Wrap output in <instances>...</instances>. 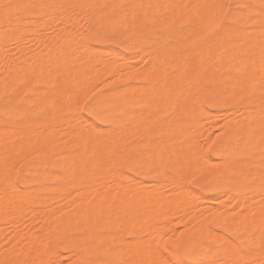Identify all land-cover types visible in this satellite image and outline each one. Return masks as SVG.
I'll return each mask as SVG.
<instances>
[{"label":"rangeland","instance_id":"1","mask_svg":"<svg viewBox=\"0 0 264 264\" xmlns=\"http://www.w3.org/2000/svg\"><path fill=\"white\" fill-rule=\"evenodd\" d=\"M59 1L60 8L57 10L59 12L56 11L57 18L55 20H50V13L47 12L46 8H34L29 11L30 15L28 16V23H24L22 27L25 30H31L30 35L28 36L24 33L16 34L18 36L15 37L14 40L8 42V46L11 48L12 52L7 56V58L3 59V61L0 59V69L3 67V64L6 61L12 60L14 63V70L17 72L19 67L24 65L27 60H30V57H32L34 54L42 56L39 60H36L34 62L36 64L43 63V61H45L44 59L46 57H49L53 53H55L60 59H68L69 63H79V60L77 59L75 53L63 54L58 51L66 43L71 42L77 32L84 33L86 37L88 36L89 41L92 40V35L94 33H97L103 43L102 46L97 48L100 52L102 51L103 53H105L106 50H108L106 53L121 51L123 55L130 56L131 47L137 40L136 37H133L135 35L134 32L136 33L138 28L132 29L129 26H126L124 29L120 28L114 24L116 22L115 19V22L111 21L110 23V31H108L109 28H107L108 30L106 28H103L98 30L99 32H97V26L108 23L109 21L106 22V20L111 16V13L113 11H115L116 13L119 12L122 3H120V0H111L109 2H106V4L103 5L105 11L103 10L101 14H99L100 12L97 13V9L94 8V4L96 3V1L94 0L93 3L92 0H86L85 2L77 4H71L73 0ZM221 2H223L221 6L232 5V7L219 6V13H217L219 15H216V17H214L215 19L217 18V20L213 18L211 21L214 22L211 24V31L209 33L210 37H212V35H217L221 38V40H223L222 43H224L225 41L229 42L234 38V36L230 34L232 30L241 31L243 35H254V33L257 31H264V0L258 1L257 13L253 12V7L256 6L254 0H222L220 1V4ZM102 4H100V8L102 7ZM156 6L159 7L158 4ZM118 7L119 10L117 12ZM191 7V4H179L176 6L175 10L182 11L184 9L188 12L190 11ZM248 9L249 11H247ZM22 10L23 9H21L20 11ZM160 11L159 15L161 14L162 17L165 18L167 16V11ZM40 14L48 15H46L47 17L45 18L38 19ZM19 21L20 19L16 24H19ZM192 23L193 22H188L187 25L185 24L183 27H181L183 24L181 25V23L179 24L177 21L170 23L168 26H146L145 23H140L139 25L142 24L141 26L143 27L138 26L139 29L147 28V31L143 36L144 42H142V47L146 48L158 44L159 51L157 50V53H155V55L158 56V54H165V52H169L171 49L170 47L173 46V40L175 39V36L173 35H175L178 28H182L185 31L184 35L186 41H182L183 46L179 50L172 51L171 55L173 57H176L179 54L180 56V53L182 52L181 56H183V58L181 57L180 61H182L181 65H183L185 51L187 50V48L193 46L199 37L198 33L190 34L191 29L193 28V25H191ZM168 32H170L171 34ZM114 34L117 35L114 36ZM156 35H159V37H163V39L161 37L159 38L158 36L156 37ZM131 36L134 38V40L133 38H131ZM240 39L238 40L239 42ZM241 41L243 44V42L245 41L244 38L243 40L241 39ZM51 43H53L54 45V51L47 50L48 46L51 45ZM24 48H28L29 51H22V49ZM145 48H141V50L133 55V59L127 64V68H123L119 71L121 75H125L128 77V84L142 85V80L136 76L135 71H138L141 68V66L143 65L142 61L146 59L145 55H147V51ZM242 52L240 56L244 59V57L246 58L247 53H245L244 49ZM217 61L218 59H215L207 63V70L209 72L214 74L218 73ZM117 62H122L120 56L117 57ZM34 63L32 64V66L35 65ZM98 69L99 71H102L99 67ZM35 70L36 69L34 67L29 73V75H31L34 79L32 85L26 86L23 83H19L16 86L17 89L15 87V91L17 92H7L3 88H0V109L4 111H12L13 115H11V118L9 119V122H11L12 124L11 134L9 135V138L12 141L10 151L13 154V157L15 156L14 154H16L18 158V160L16 158L15 160H9V171L10 169H12L11 173L6 177L7 180H0V209L7 208L9 216H12L11 224L5 221H0V254L7 253L11 257L20 255L21 257L26 259V262H24L23 264H32L30 261L34 257L44 258L45 260H47L46 264H63L64 261H68L69 264H104L106 258L105 255L101 253L96 254V260L95 258L91 259V257L85 260L83 258H80V254L82 253L83 256L86 257V252H88L87 250L93 245V242L89 239V235L92 232L90 226H86L82 230L72 231L69 237L62 238V241L60 240L58 242H53L51 240H48V237H50L51 228L56 223V221L59 220L60 216L72 214L71 211H73V206L79 203H83L86 207L83 209V211H81L83 214L87 213L93 215L99 213L100 211H108L112 220H114V218L118 215H129L130 218L133 219V232L135 233H128L124 236L122 235L123 237H120L118 239L119 244L123 245L125 248H127V250H135L138 254H140V252L142 251V247L144 244H147L149 247H154V254H157L159 256V258L161 259V264H171L172 261L168 257V252L171 251H169V248L171 247L172 243L177 240H180L176 250L177 252H181V262H186L189 256L195 253L204 252V248L209 246L212 251H218V246L210 242L211 237L201 234V231L197 229V223L199 221H204L201 219L215 216L224 209L227 210L230 215L236 216L231 222L232 225H230L233 229H237L242 225L243 218L245 216L251 219L252 216L254 217V215L257 213V210L259 208H252V206H257V204H260V202L264 201V147H256L255 149L251 145H247V147L246 145H244L243 147L237 148V154H235L234 156L225 157V153L229 146V143L225 141L227 132L225 125L227 119L224 118V114L226 113V109L221 103L217 101L218 96L222 92L219 91L218 93L216 92L213 93V95H210L213 82L207 81L203 74L198 75V77L192 82V79H189L188 83L186 82L189 89H191V87L194 88L197 83L202 84L201 88L197 90L198 94L200 95H197L196 99L193 95H189V97L193 96L194 99L191 100L192 98H186L188 102L185 100L184 103L183 100V104L180 102L178 108L175 105V110H172L173 112H171L172 115L169 117V119L167 117L160 118L159 116L151 117V120L153 122H156V124L151 126L152 130L149 136V143L155 142L158 145L157 148H159V150L152 154H149L150 150L148 149V147L141 148L138 143L135 144L136 147L134 148V145L131 146V144L135 142V139L133 138L136 137V141L139 140L137 138L138 136H132V139L126 138L128 136L131 137L129 134L125 135V133H129L128 131H126L125 133H121V136L123 137L124 135L125 137L123 138H126H122L125 144H123L124 142L121 141V146H123L124 149L121 148L122 150L119 156L115 158L116 161L115 159L111 161L112 164L115 163L113 166V172L115 170L118 173L119 171H121L123 175L128 174L129 176H131L141 174L149 177L154 185L152 186L151 184L149 186H144L143 189L146 191H151L155 187V184H157V182L165 180L166 177L171 174V169L162 157H166L170 154L169 150L165 149L164 146L168 145L173 140L183 139V137H185L186 135L191 134L192 131L190 128H183L184 130L182 129L181 131H177L175 133H167L160 136L159 133L162 126L159 123H164V121L168 120H170L171 122L177 121L180 116L179 113L181 106H184V104L185 106H190L197 103L199 105L202 104V110L205 109V111H203V113L199 115L200 123L193 131V141L191 143L178 145L170 154L174 158L180 159V150L185 149L190 144H193L199 156H202L203 154L207 155L208 161L209 163H211L209 164L210 170L207 173H201L200 170L195 169L189 162L190 158L186 159L183 162L184 170L182 174L183 176H181V183H183L190 189L195 190L197 193L196 196L178 195L177 193L179 192L181 185L171 183V186L162 194L157 195L155 198H150L146 202L139 201L136 206L137 208H133L132 210H130L126 207H119L121 205V201L126 200L127 198H132L135 193L126 191L114 196L116 192L114 190H111V186L101 185V180L95 178L89 181H78V183H76L72 189L71 196L67 197L66 194L69 187L64 182L56 183V178L54 176L59 174H66L67 165L64 163L66 166H64L63 164L61 166L60 164H58L59 160H61L65 153H68V151L72 152L73 150L75 154H77L78 147L76 145L73 146V148H68V146L59 147L57 145V142H62L61 144L65 143V145H67L70 144L69 141H71L76 144L80 140L78 141L73 138L80 137L82 139L86 134L85 132H87L90 127L93 126H96L97 129H99V131L97 130L98 132L108 130V125L102 122H98L95 118L89 116V107L87 108V111H85V101H88L90 105H92L96 101V99L103 102L105 101L103 100L104 93L110 90L113 91L114 97L118 103H127L128 95L125 91L126 84L120 82L117 77H106L102 79L98 85H94V76L88 75L90 77L87 78V80L85 79L86 81L83 84L84 86L82 85V87L84 88L83 91L86 90L85 92H81L80 89H78L75 94H71L69 96L62 94V92H58L59 95L57 96V98H55L53 94L57 91V87L53 84H50L49 81H41L40 83L39 80L41 79L38 76L34 75L36 73ZM246 70L243 68L244 72ZM46 71L47 69L45 68L41 71V73L45 72L46 75ZM253 72L261 73H259V76L258 73H251V75L245 82L246 84H244V88H246L245 92L244 90L240 89L241 84H239V87L237 85L236 88L238 94L245 96V102L240 107L241 111L243 109L242 114L244 112H247L248 110H252L255 112L256 109L260 110L264 108V82L262 81L264 78V69L261 68ZM233 74L237 73L232 70L227 71V75L230 76ZM78 76L84 77L81 70L76 72L75 77L77 79ZM193 88L191 89V94ZM44 89L48 93L50 92L49 96H47L49 99L47 98V100L42 103V105L35 106V110L34 105L39 102L38 99L41 98V93L45 92ZM256 89L257 91H255ZM259 90L260 93L258 92ZM16 93L18 96L16 95ZM50 96L52 98H50ZM197 98L199 99L197 100ZM200 98L203 99L201 100ZM65 100H68L69 104L72 105L77 117L80 115L84 120L81 121L80 126L70 131L67 136L62 138L56 137L58 139L56 142L57 144H54L52 147H46V143L43 149V144L45 143V140L47 141L49 135V133H47L48 131L46 132V130H42L36 136L32 135V133L36 130L38 123L45 124L52 118H56L58 116V105L62 104ZM23 101H25V103ZM32 102L35 103L33 106ZM128 107L129 112L121 116V120L125 121V123H128L127 120L129 118V114L135 112L136 109L135 105L132 102H129ZM240 109L239 112L233 117L234 119H241L239 118L242 117ZM174 111L177 112L174 113ZM209 113L210 115L208 116ZM215 114H220L219 119L216 121H214L212 118V115ZM60 118L61 122H63L65 119L69 118V115L67 113H62L61 115H59V120ZM162 118H164L165 120ZM7 122V117L4 116L3 113H0V129H2ZM61 122L58 123V125H55L51 134L56 135V133L60 131V129L62 128ZM78 122V119L74 120V124ZM21 126L28 127V141L25 140L20 133ZM248 130V137L250 139H253L255 137L254 126L250 125ZM91 135L92 134H90L89 137L87 136L86 139L87 148L94 149L96 152L101 154L103 151V147L98 145V135ZM1 141L2 139L0 138V142ZM39 145L42 146L39 147ZM62 153L64 155H62ZM148 163L150 165L145 169H141L138 167L141 164ZM221 163H225L227 168L231 167L232 163H235L237 165L239 164L241 168L252 174V176L249 177H245L244 175L239 177L238 182L242 185L244 184L243 190H245V195L243 197L244 199L242 201H238V196L224 197L225 194L223 193L231 186V181L228 178H221L218 175L221 169H223L220 165ZM60 168L65 170H60ZM62 171H64L65 173ZM113 172L112 170L110 171L111 174H113ZM50 173L54 176H52ZM255 174H259V176L263 178L257 180L254 177ZM261 174H263V176ZM10 175L12 176L10 177ZM83 175L84 172L81 174V176ZM47 176L48 179H46ZM8 177L10 178L8 179ZM212 184L217 187V191L209 196V198L211 199L208 198L206 200L205 204L203 205V207L205 208L203 211L197 212L195 211L196 209L191 210L190 208H187L189 205H197L199 203L198 196L207 195L208 189ZM107 191H109V193H107ZM97 194H99L100 196L99 202H101L102 204L104 203L111 205L112 208H95L97 204ZM173 195H177V197L171 198ZM159 201L167 203L166 206L154 207V202ZM62 205H67L68 208H59ZM145 205H149L151 212L143 214L141 210L143 209V207H145ZM223 205L226 208H222ZM169 206H172L174 209L171 212L172 216L170 218V221L167 223L160 222V216L166 214V212L170 210ZM61 209L64 210L63 214H61ZM250 222H247L248 225L250 224ZM213 224H209L208 231H213L217 234L221 233L225 237L229 238L230 241H232L237 246H241L242 242L248 241L249 243H251V246L246 249L252 253L257 252L256 250H258L259 248L256 243L257 240H262L260 244L264 242V239H261V237L264 236V224H260L257 228H250V225L245 226L242 232H230L229 230L222 231L215 225L213 226ZM78 241H81L82 247L79 246L80 244H78ZM110 241L114 243L117 242L114 238L110 239ZM185 245L187 246L188 251L182 252L181 246ZM246 249H242L243 256L238 258H230L225 263L264 264V259H261L259 262H250L249 258L247 259L246 257ZM48 252H55L57 254V257L53 258L51 254H48ZM217 256V263H224L222 253H217ZM141 264H150V262L142 261ZM189 264L205 263L201 261H195Z\"/></svg>","mask_w":264,"mask_h":264},{"label":"bare ground","instance_id":"2","mask_svg":"<svg viewBox=\"0 0 264 264\" xmlns=\"http://www.w3.org/2000/svg\"><path fill=\"white\" fill-rule=\"evenodd\" d=\"M85 1L86 0H73L71 4L82 3ZM94 1H96V3L94 4V8L97 9V13L100 12L99 14H101V12H103L104 10L103 5H105L106 2H109L111 0ZM220 1L222 0H120V3L122 2V7L120 6V10L119 7L117 8V12L118 10L119 12L116 13L115 11H111V16L108 17L106 20V22H109L97 26V32H99L98 30L100 29H107L111 27L110 23L111 21L115 22V19L116 22L114 24L120 28L124 29L126 26H129L132 29L138 28L136 33L134 32L135 35L133 37H136L137 40L131 47L130 56L123 55L121 51H113L112 53H106L108 51L106 50L105 53H103L102 51L100 52L97 48L102 46L103 43L97 33L93 32L94 34L91 37L92 40L89 41L88 36L86 37L85 34L82 32H77L74 35L75 40L73 39L71 42L66 43L58 51L63 54L75 53L77 59L79 60V63H69L68 59H60L55 53H53L49 57H46L44 59L45 61H43V63L41 64H36L34 62L36 60H39L42 56L34 54L32 57H30V60H27L24 65L19 67L17 72L14 70V63L12 60H8L3 64V67L0 69V88H3L7 92H17L15 91V87L19 83H23L26 86L32 85L34 79L31 75H29V73L34 67L36 69V73L34 75L38 76L41 79L39 80L40 83L41 81H49L50 84H53L57 87V91L53 94L55 98H57V96L61 92L66 96L75 94L78 89H80L81 92H85L86 90L83 91L84 88L82 87V85L90 76H94L95 78L94 85H98L100 81L106 77H117L120 82L126 84L125 91L128 95L127 103H118L114 97L113 91L109 90L104 93L103 100L105 101L102 102L96 99V101L88 109L89 116H92L98 122H102L108 125V130H100L101 132H98L99 129H97L96 126H93L90 127L87 132H85V135L83 134L84 136L82 139L80 137L73 138L78 141L80 140L76 144L71 141H69L70 144L67 145H65V143L61 144L62 142H57V138L67 136L70 131L80 126L81 121L84 120L83 117L80 115L77 117L72 105L69 104L68 100H65L62 104L58 103V116L56 118H52L45 124L38 123L36 130L33 131L32 135L34 136L38 135L42 130H46V132L48 131L47 133H49V135L47 141L45 140V143L43 144V149L46 143V147H52L54 144L57 143L59 147L68 146V148H73V146L75 145L78 147L77 154H75L73 150L72 152L68 151V153H65V155L62 153V155L64 156L61 160H59L58 164H60L61 166L62 164L64 166L67 165V171L65 175L59 174L54 176L50 173L56 178V183L64 182L65 184H67V186L69 187L66 194L67 197L71 196L72 189L75 184L78 183V181H89L95 178L101 180V185L111 186V190H114L116 192L114 196L126 191L135 193L132 198H127L126 200L121 201V205L119 207H126L130 210H132L133 208H137L136 206L139 201L146 202L150 198H155L157 195L162 194L171 186V183L181 185L179 192L177 193L178 195L196 196L197 193L195 190L190 189L189 187L181 183V176H183L182 174L184 170L183 162L186 159L190 158L189 162L195 169L200 170L201 173H207L210 170L209 164H211L208 161L207 155L203 154L202 156H199L193 144H190L185 149L180 150V159H176L170 154L178 145L184 143H191L193 141V131L197 128L200 123L199 115H201L203 111H205V109L202 110V104L199 105L197 101V104L194 105H182L179 113L180 116L177 121L171 122L170 120H168L164 121V123H159L162 126L159 133L160 136L167 133H175L177 131H181L183 128H190L192 131L191 134L186 135L185 137H183V139L173 140L168 145L164 146L165 149L169 150L170 154L166 157H162L171 169V174L167 176L165 180L157 182V184H155V187L151 191H146L143 189L144 186H149L151 184L152 186L154 185L149 177H146L145 175L141 174L131 176L127 174V176L123 175L121 171H119L118 173L115 170L113 172V166L115 163L112 164L111 161H113L116 157L119 156L122 150L121 148H123V146H121V141L124 142L123 139L126 138L132 139L133 137H135V135L138 136L137 138L139 140L137 139L138 141H136L135 137L133 138L135 139V142L132 144V141L130 142L131 146L134 145V148L136 147L135 144L138 143L141 148L148 147V149L150 150L149 154H152L159 150V148H157L158 145L155 142L149 143V136L152 130L151 126L156 124V122H153L151 120V117L159 116L160 118L167 117L169 119V117L172 115L171 112H173L172 110L175 108V105L178 108L180 102L182 103V101L184 100L185 103V100L189 97V95H193L196 99L197 95H200L198 94L197 90L201 88L202 84L197 83L194 88L191 87V89L193 88L191 94V89L187 87L188 84H186V82L188 83L189 79H192V82L200 74H203L207 81L213 82L210 95H213V93L216 92L218 93L219 91L222 92L218 96L217 101L221 103L226 109V111L224 110L226 112L224 114V118L227 119L225 125L227 130L225 141L229 143V146L225 153V157L234 156L235 154H237V148L243 147L244 145H246V147L247 145H251L255 149L256 147H264V108L260 110H257L255 108V112L246 109L248 111L242 114L243 109L241 111L240 107L245 102V96L238 94L236 91L237 85L239 87V84H241L240 89L244 90L245 92L246 88H244V84H246L245 82L247 81V78L251 75V73H258L259 76V73L261 72L253 71H257L261 68L264 69V31H257L254 33V35H243L241 31L232 30L230 34L233 35L234 38L231 41H225L224 43H222L223 40H221V38L217 35H212V37H210L209 33L211 31V24L214 22L211 21L214 17H216V15H219L217 14L219 13V6L223 4V2H221L220 4ZM258 1L259 0H254L256 5L255 7H253L254 13H257ZM59 2V0H0V59L3 61V59L7 58V56L12 52L11 48L8 46V42L14 40L15 37L18 36L16 34L24 33L28 36L30 35L31 30H25L22 25L24 23H28V16L30 15L29 11L31 9L46 8L47 12L50 13V20H55L57 18V12H59L57 10L60 8ZM100 4H102V9L100 8ZM157 4L159 5V7L156 6ZM179 4H191L192 7L188 12L184 9L182 11L175 10L176 6ZM21 9L23 10L20 11ZM160 10L167 11V16L165 18L162 17L161 14L159 15ZM247 11H249V9ZM46 15L40 14L38 19L45 18L47 17ZM19 19V24H16ZM215 20H217V18ZM174 21H177L179 24L181 23V25L183 24L181 27H183L185 24L187 25L188 22H193L191 24L193 25V28L191 29L190 34L198 33L199 36L198 40L195 43L193 42L194 45L187 48V50L185 51L183 65H181L182 61H180L181 57L183 58V56H181L182 52L180 53V56L179 54L176 57H173L171 55L172 51L179 50L183 46L182 41H186L184 35L185 31L182 28H178L179 31L177 30L175 35H173L175 36V39L173 40L174 43L172 44L173 46L171 45L172 47H170V51L167 53L165 52V54H158V56L155 55L158 50V44L146 48L142 47V42H144L143 36L144 33L147 31V28L139 29L138 26L142 25H139L140 23H145L146 26H168ZM108 31H110V28ZM115 35L117 34H114V36ZM157 36L159 37V35H156V37ZM133 37L131 36V38ZM161 38L163 39V37ZM240 38L242 40L244 38L245 41L243 42V44ZM239 39L240 42L238 41ZM141 48L146 49L147 55H145L146 59L142 61L143 65L138 71H135V74L139 79L142 80V85L128 84V77L125 75H121L119 71L123 68H127V64L132 61L133 55L136 54L139 50H141ZM243 49L245 53H247V56L246 58L244 57V59L240 56L243 53ZM47 50L54 51L53 43L48 46ZM22 51L28 52L29 49L24 48L22 49ZM119 56L121 57V63L117 62V57ZM215 59H218V73L216 74L211 73L207 70V63ZM33 63L35 64L34 66H32ZM98 67L102 71H99ZM245 67L247 68V70ZM45 68L47 69L46 75L45 72L41 73V71ZM243 68L246 70L245 72L243 71ZM80 70L81 72H83L84 77H81V75L78 76L77 79L75 77V74L77 71ZM228 70L235 71L237 74L229 76L227 75ZM262 81L264 82V78ZM255 91H257V89ZM258 92L260 93V90ZM49 93L46 90L45 92L41 93V98L39 97L40 99H38L39 102H37L36 105H34L35 103L32 102V106L34 105L35 108V106L37 105H42V103L47 100V96H49ZM193 96L189 98H192L191 100H193ZM50 98L52 97L50 96ZM198 99L199 98H197V100ZM23 102L25 103V101ZM129 102H132L135 105L136 109L135 112L129 114V118L127 120L128 123H125V121L121 120V116L129 112ZM239 109L240 113L242 114V117H239L241 118L239 120L234 119L233 117L239 112ZM175 112L177 111H174V113ZM0 113H3V115L6 116L8 119L6 125L3 128L1 127L2 129H0V138L2 139V141L0 142V180H3L6 179L7 176H9L12 170L10 169L9 171V160H15V158L18 160V158L16 154H14L15 156L13 157V154L10 151L12 141L9 138V135L11 134L12 124L11 122H9V119L11 118L12 111H4L0 109ZM62 113H67L69 115V118L65 119L63 122H61V118L59 120V115H61ZM209 115L210 113L208 114V116ZM219 115H212L213 120H218L220 117ZM75 119L79 120V122L76 124H74ZM60 122L62 124V128L60 129V131L56 133V135L51 134L55 125H58V123ZM250 125H253L255 130V137L253 139H250L248 137V128ZM20 130L22 137L28 141V127L21 126ZM126 131H128L129 133H125ZM123 132L125 133V135L129 134L131 137L128 136L126 138H123L125 137L124 135L123 137L121 136V133ZM90 134H92L91 136L98 135V145L103 147V151L101 154L96 152L94 149L87 148L86 139L87 136L89 137ZM123 144H125V142ZM41 146L39 145V147ZM149 165V163L141 164L138 167L141 169H145ZM220 165L223 169H221L218 175L221 178H228L231 181V186L223 193L225 194L224 197L238 196V201H242L244 199L243 197L245 195V190H243L244 184L242 185L238 182L239 177L243 175L245 177H249L252 176V174L248 173L246 170L241 168L239 164L237 165L235 163H232L231 167L229 168L226 167L225 163H221ZM60 170L65 169L60 168ZM111 170L113 174L110 173ZM83 172L84 175L81 176ZM261 175L263 176V174ZM11 176L12 175H10V177ZM10 177H8V179ZM254 177L257 180L263 178L259 176V174H255ZM46 179H48V176ZM216 191L217 187L214 184L210 185L207 195L198 196L199 203L197 205H189L187 208H190L191 210L196 209L195 211L197 212L203 211L205 209L203 205L205 204L206 200L209 198L210 195H212ZM107 193H109V191H107ZM99 197V194H97V204L95 208H112L111 205L104 203L102 204L101 202H99ZM176 197L177 195H173L171 198ZM166 204L167 203L160 201L154 202V207H163L166 206ZM59 208H68V206L62 205ZM84 208H86L85 205L83 203H79L73 206V211H71L72 214L60 216L59 220L56 221V223L51 228L50 237H48V240H51L53 242H58L60 240L62 241V238L69 237L72 231L82 230L86 226H90L92 232L89 235V239L93 242V245L90 248L88 247V252L85 251L87 253L86 257L83 256L82 253L80 254V258H83L85 260L91 257L92 259L95 258L97 253H101L104 254L106 258L104 264H141L142 261H149L150 264H161V259L159 258V256L157 254H154V247H149L147 244H144L142 247V251L140 252V254H138L135 250H127V248L119 244L118 239L120 237L122 238L125 234L128 233H135L133 232L134 222L129 215H118L114 218V220H112L108 211H100L99 213L93 215L87 213L83 214L81 211H83ZM169 208L170 210L166 212V214L160 216V222L167 223L170 221V218L172 216L171 212L174 209L172 206H169ZM222 208L226 207L223 205ZM252 208L259 209L257 210V213L254 215V217L252 216L251 219L245 216L243 218L242 225L237 229H233L231 227V222L236 216L230 215L227 210L224 209L215 216H211L206 219H201L204 221H199L197 223V229L201 231V234L211 237L210 242L218 246V251H212L210 246L206 247L204 248V252L195 253L189 256L188 260L186 261L187 264L195 261H201L205 264H218L217 253H222L224 263L221 264H226L225 262L228 261L230 258H238L243 256L242 249L249 248L251 246V243H249L248 241H244L242 242L241 246H237L232 241H230L229 238L225 237L221 233L217 234L213 231H208V227L209 224L214 223L213 226L215 225L220 230H229L230 232H242L245 226L249 225L250 228H257L260 224H264V201L260 202V204H257V206H252ZM63 211L64 210L61 209V214H63ZM141 211L143 212V214H146L151 212V209L149 208V205H145V207H143ZM0 221H5L9 224L12 223V216H9L7 208L0 209ZM247 222H250V224L248 225ZM112 238L116 239L117 242H111L110 239ZM262 238L264 239V236L261 237V239ZM261 241L262 240L260 239L259 241H256L257 246L259 247L258 250H256L257 252L252 253L246 249V257L247 259L249 258L250 262H259L261 259H264V242L260 244ZM179 242L180 240L174 241L171 247L169 248V251H171L168 252V257L171 261H180V255H176V248ZM78 244H80L79 246L82 247L81 241ZM48 254H51L53 258L57 257V254L55 252H48ZM24 262H26V259L21 257L20 255L11 257L7 253L0 254V264H23ZM30 262L32 264H46L47 260L40 257H34L31 259Z\"/></svg>","mask_w":264,"mask_h":264},{"label":"snow or ice","instance_id":"3","mask_svg":"<svg viewBox=\"0 0 264 264\" xmlns=\"http://www.w3.org/2000/svg\"><path fill=\"white\" fill-rule=\"evenodd\" d=\"M221 7H232V5H225V6H221ZM85 104H86V108H85V111H87V108L90 107V103L88 101H85ZM181 251L182 252H187L188 251V248L187 246H181ZM181 252H177L176 255H180ZM63 264H69L68 261H64ZM171 264H187V262H181V261H172Z\"/></svg>","mask_w":264,"mask_h":264}]
</instances>
